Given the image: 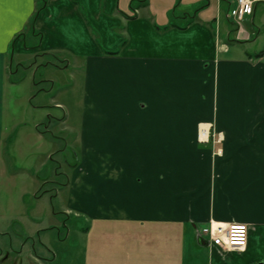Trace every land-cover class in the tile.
I'll return each mask as SVG.
<instances>
[{
    "label": "crops",
    "instance_id": "crops-1",
    "mask_svg": "<svg viewBox=\"0 0 264 264\" xmlns=\"http://www.w3.org/2000/svg\"><path fill=\"white\" fill-rule=\"evenodd\" d=\"M204 1L199 11L184 9L180 25L170 22L176 0L159 13L152 0L140 8L131 0L0 4V165L15 56L62 54L66 65L83 67L84 140L123 134L125 118L129 134L136 129V144L114 138L122 155L104 183H96L89 161L70 181L94 184L71 191L70 208L97 221L88 231H99L100 242L88 248L101 245L117 261L264 264V53L255 59L244 51L254 32L243 25L261 22L264 5L239 28L226 17L232 5ZM230 37L243 51L220 43ZM117 47L120 56L103 53ZM205 122L224 134L222 157L198 148ZM130 149L136 158L125 155ZM210 220L246 225L244 250L223 253L197 237L194 230Z\"/></svg>",
    "mask_w": 264,
    "mask_h": 264
},
{
    "label": "rangeland",
    "instance_id": "rangeland-1",
    "mask_svg": "<svg viewBox=\"0 0 264 264\" xmlns=\"http://www.w3.org/2000/svg\"><path fill=\"white\" fill-rule=\"evenodd\" d=\"M168 1L173 0H152L151 10L161 5L159 13ZM133 3L136 5L137 1ZM205 3L183 0L179 4L176 0L170 10L174 12V15L170 13V22L182 24L185 18L180 13L184 9L192 12V8L197 9ZM259 21L256 17L252 25L243 22L254 32L253 41L244 51L255 59L264 53V26L260 24L264 25V16ZM25 42L27 47L32 45L29 37ZM221 42L244 49L232 37L222 38ZM103 53L120 56V47ZM37 55L15 56L9 77L11 85L6 86L7 115L0 165V264H132L135 257L117 261V257L101 245L88 248L87 244L100 242L101 234L97 230L88 231L96 220L83 213L78 215L70 208V193L79 187L73 188L70 181L75 169L80 165L86 167L89 161L96 183H104L114 173L111 172L115 167L114 158L122 155L114 138L123 135L124 141L136 144V129L134 134H129L131 126L125 118V125H119L124 126L121 127L123 134L108 132L107 136L97 137L92 143L84 140L85 70L73 60L66 65L63 60L68 58L62 54ZM217 58L222 59V53H218ZM202 123L199 121L197 128ZM205 123L209 125L208 138L201 142L197 129V142L203 145L198 148L208 149L212 158L222 157L224 134L215 130L213 122ZM218 136L222 138L221 143H213ZM218 149L220 155L216 154ZM125 155L136 158L132 149L125 150ZM91 184L81 182L79 189L91 190ZM109 185L105 183L104 190H109ZM204 239L209 242L206 237Z\"/></svg>",
    "mask_w": 264,
    "mask_h": 264
},
{
    "label": "built area",
    "instance_id": "built-area-1",
    "mask_svg": "<svg viewBox=\"0 0 264 264\" xmlns=\"http://www.w3.org/2000/svg\"><path fill=\"white\" fill-rule=\"evenodd\" d=\"M224 2L229 6L232 5L228 12V17L235 23L237 27H241V22L245 17L250 16L257 4H263L264 0H217ZM209 128L203 136L198 132V138L201 142L208 138ZM221 136L213 143L220 144ZM217 155L221 154V150H217ZM197 235L209 241L213 247L220 251H242L247 244L248 227L241 224H224L210 220L205 226L198 228Z\"/></svg>",
    "mask_w": 264,
    "mask_h": 264
},
{
    "label": "trees",
    "instance_id": "trees-1",
    "mask_svg": "<svg viewBox=\"0 0 264 264\" xmlns=\"http://www.w3.org/2000/svg\"><path fill=\"white\" fill-rule=\"evenodd\" d=\"M46 1H47V0H43V4H44ZM133 1H137L136 8H140V7H142L143 5H146V3H147V0H131V2H133ZM203 7H204V6L199 7L198 10H196V11L201 10ZM41 8H42V6H41L39 9H41ZM33 19H34V18H32V21H33ZM35 35L40 36V34H38V33H36Z\"/></svg>",
    "mask_w": 264,
    "mask_h": 264
},
{
    "label": "bare ground",
    "instance_id": "bare-ground-1",
    "mask_svg": "<svg viewBox=\"0 0 264 264\" xmlns=\"http://www.w3.org/2000/svg\"><path fill=\"white\" fill-rule=\"evenodd\" d=\"M206 133L205 129H200V136H203Z\"/></svg>",
    "mask_w": 264,
    "mask_h": 264
},
{
    "label": "snow or ice",
    "instance_id": "snow-or-ice-1",
    "mask_svg": "<svg viewBox=\"0 0 264 264\" xmlns=\"http://www.w3.org/2000/svg\"><path fill=\"white\" fill-rule=\"evenodd\" d=\"M3 3V0H0V4H2Z\"/></svg>",
    "mask_w": 264,
    "mask_h": 264
},
{
    "label": "flooded vegetation",
    "instance_id": "flooded-vegetation-1",
    "mask_svg": "<svg viewBox=\"0 0 264 264\" xmlns=\"http://www.w3.org/2000/svg\"><path fill=\"white\" fill-rule=\"evenodd\" d=\"M6 257H7V254H5V259H6Z\"/></svg>",
    "mask_w": 264,
    "mask_h": 264
}]
</instances>
